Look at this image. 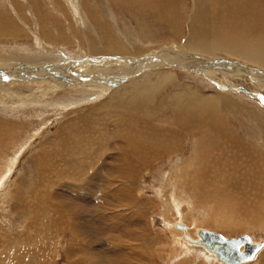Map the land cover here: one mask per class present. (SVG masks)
I'll use <instances>...</instances> for the list:
<instances>
[{"label":"rangeland","instance_id":"374dc122","mask_svg":"<svg viewBox=\"0 0 264 264\" xmlns=\"http://www.w3.org/2000/svg\"><path fill=\"white\" fill-rule=\"evenodd\" d=\"M0 1V19L12 21L14 25L23 27L27 26V23L31 24L30 21L33 23L30 28L25 27L30 29L28 32L32 36L20 41L19 46L15 45L13 40L0 41V90H11L14 91V95L27 96V99L24 100L14 97L12 99L0 92V184L2 185V187L0 186V264H19V262L20 264L22 262L24 264H93L94 260L97 261V259H101L106 264L111 261L119 264L124 258L132 264H180L182 261H190L193 256L199 258L197 255L184 257L181 256L182 253L173 252L171 230L167 229V223H176L177 221L190 226L193 236L196 235V228L201 227L203 230H212L228 238L248 235L256 242H264V155H262L264 154V146L262 145L264 144V101L262 100V92L255 91L252 86H244L246 91L242 93L245 101L259 113L257 114L253 110L248 112L249 120L242 122L243 124L228 120L230 128L238 132V137L247 143V148L252 150L255 147H260V150L250 151L252 152L250 157L252 160L248 158L249 163L247 162L245 166L241 162L242 159L236 155L232 156L230 160L226 158L227 155L223 153L227 150L223 141L218 138H213V140L212 138H205V143L208 140L209 144L205 146L207 150L205 148L202 150L205 152L204 163L198 165L199 163L193 162V169L196 166V169L198 168L202 172H197L198 177L195 182L200 181L198 183L200 187L197 189L195 184H192L194 179L191 180L190 178L192 183L188 184L186 181L188 176L182 177L184 174L182 171L186 172L188 170L186 168L191 165H183L184 163L179 162L172 164L169 163L170 158L165 157L163 159H150L151 162L154 160V164L152 162L143 167L141 163L139 165L136 158L134 159L133 156L124 153L128 150V139L131 136L138 137L136 140L141 139L142 142L148 138V135L144 132L142 124L139 125L142 131L136 130V124H131L133 122L131 117L120 116L118 118L116 116L118 119L121 118L120 122L124 119L120 123L115 116L103 114V112L108 113L105 99L113 90L104 99L71 106V108L66 107L65 102L74 97L71 93L76 94L79 90H83V87L77 84L87 82L91 85L95 81H104L106 77L104 69L106 67H102L103 71L101 72L94 70L91 74L92 77L87 75L86 77L89 79L85 81V78L80 80L68 75L83 74L84 70L77 71L65 68L61 63L48 60H34L35 62L18 60L21 53L18 47H27L34 51V45L38 43L36 39L40 40L41 32L39 27L41 24L39 25L36 20L43 17L41 14L49 16V13L53 14V10L58 9L53 6L55 0ZM107 1L111 3V8L122 21H120L122 26H118L113 22L110 23L109 20L112 27L125 30L134 40H137L138 33L142 38L144 32L147 38L141 40L146 44L147 39H149L146 32L159 28L157 33L152 34H156L152 39L163 41L164 44L173 40V36L168 31L161 32L162 25L154 21L152 14L140 12L141 6L134 5V0L126 2L129 4L126 8L120 5V0ZM204 1L205 3L208 2L207 0ZM95 2L92 5L89 3V7H96L95 4L100 3V1ZM147 4L149 3L147 2ZM87 14L90 17L89 12ZM103 17V21L106 23L108 21L105 18L107 15H103ZM65 22L66 19H64V25ZM68 23L67 21L66 24ZM163 43H160L159 47ZM166 46L163 45L161 48ZM54 48L53 50L60 55L68 53L61 47ZM71 51L75 52L74 48ZM225 61L238 63L233 59H225ZM64 71L69 73L64 74ZM87 74L90 75V73ZM216 75L219 76L217 77L218 81L223 83L221 73L218 72ZM232 76L237 78L238 75H228V77ZM242 76L244 77V75ZM245 78L247 79V77ZM70 81H72L73 86L69 87L67 91L63 92L62 90L56 94L48 90L57 86L60 89L61 83H69ZM234 83H231V86H235L236 83ZM99 106L105 108L104 111L101 112ZM97 108L101 115L98 114ZM11 110L23 111L17 118L10 115ZM253 116L255 117L253 118ZM169 118L167 117V123L164 122L165 119L153 118L155 121L151 125L166 129L171 123V118ZM238 123L244 127L241 128ZM249 128L252 130L251 132H248ZM254 128H258V131ZM122 130L124 134H122ZM119 136H122L123 141ZM100 137L102 138L100 139ZM196 140L195 137L191 138L189 145L193 143L194 147H197ZM125 141L127 142L125 143ZM194 147L185 149L181 161L194 154ZM18 150L19 152H17ZM116 154H119L118 158ZM77 155H79L78 158ZM84 155L88 158H85ZM209 156L211 158L221 157V160L219 161L217 158L216 162L222 163L223 166L226 165L228 170H220L215 174L209 172L208 175H205L204 173L207 171L204 166L213 167L212 165L216 163H210L209 159L211 162L212 160ZM15 158L18 159H16L17 163L13 169L11 163ZM127 160L130 163L132 161V163L127 165ZM135 162L138 164L136 165L137 168H134ZM178 164L180 167H177ZM223 166L221 165V167ZM10 167L13 169L11 170L12 173L7 171ZM125 167H127V171H125ZM131 169L135 171L133 172ZM242 170L246 172V178L242 176L245 175ZM6 172L8 173L5 176ZM204 176L209 178L206 183H204ZM205 184L209 191L204 192ZM133 185L134 187H132ZM259 189L263 192L258 191ZM127 190H130L128 191L130 193L126 194ZM131 192H134L135 195H132ZM4 194L9 195L5 196ZM137 200L138 202H136ZM173 200L177 202V209ZM142 206H144L143 210H140ZM178 209L181 215H178ZM135 211H141L140 218L137 217ZM81 213H84V217L80 215ZM80 217L83 218L82 221H80ZM83 221L88 230L90 229L91 238L96 241L95 245L91 244L89 240L86 241L87 235L84 236L86 239L77 235L80 230L78 227ZM127 226L144 232V235L148 231L157 234L159 244L156 245L155 249L156 252L159 250L163 252L152 254L150 261L139 260L138 253L132 252V249H138L140 245L138 242L134 243L132 239H129L132 237L124 233L123 230ZM181 229L183 228L176 230L180 232ZM117 238H121V240H117ZM74 239L75 241H73ZM120 243L123 247H118L121 246ZM117 249L121 251L120 254ZM254 260L251 264H264V249ZM48 261L49 263H46ZM197 261L199 264H206L200 258Z\"/></svg>","mask_w":264,"mask_h":264},{"label":"bare ground","instance_id":"6f19581e","mask_svg":"<svg viewBox=\"0 0 264 264\" xmlns=\"http://www.w3.org/2000/svg\"><path fill=\"white\" fill-rule=\"evenodd\" d=\"M95 1H100V3L95 4L96 7H89V5H92V3ZM95 1L55 0V4H53V6L58 9L53 10V8L51 7V9L54 11L53 14L49 13V16H47V14H41L43 17L36 20L37 22H39V25L41 24L39 26L41 32L39 35L40 40L36 39V42L38 43L34 45V51L27 47H18V50L21 51L18 60H48L55 63H61L65 68H71L77 71L84 70L83 74L79 73L78 75H70L68 74L69 72L67 73V71H64V74L67 73L70 77H77L80 80H83L85 78V81L89 79L86 77L87 75L89 77H92L91 74L94 72V70L101 72L103 71L102 67H106L104 70L106 72L105 74L107 78L105 77L104 81H95L91 85L87 82L85 84H77L80 87H83V90H79V92L77 93L75 92L76 94L71 93V95H74V97L68 99V102H65L66 107L71 108V106L81 105L89 102L92 103V101L95 102L100 99H104V97H106V95L113 90V92L105 99V101H107L105 105L108 106V113L106 114L103 112V114L105 116H117L118 118L120 116H123L124 118L125 116L131 117L133 121L131 122V124H136V130L138 131H142L141 128H139V125L142 124L144 132L148 135V138L142 140L141 142V139L136 140L138 139V137L136 138L135 136H131L130 139H128V150L126 149L127 151L123 152L127 153V155L129 154L130 156H133L134 159L136 158L139 162V165L141 163L143 167L145 165L148 166L154 161L153 160L151 162L150 159H163L165 157L168 159L170 158L169 163L172 164H177L179 162L182 164L184 163L183 165H191L186 168L188 169L186 172L182 171V173H184L182 177L188 176V180H186L188 184L192 183L190 181V178L191 180L194 179L192 184H195L198 189L200 187V184H198L200 183V181L195 182V179L198 177L197 172H202H200L198 168L196 169V166L193 169V162L199 163L198 165H203L205 160V152H202V150L204 148L206 149L205 146L209 144L208 140L205 143V138L207 137L212 138V140L213 138H218L219 140L223 141L226 147L224 148L227 150V152L224 151L223 153L227 155V157H225L230 160L232 156L236 155V157L242 159L241 162L245 165L248 162V158H250L252 155V152L250 151H258L260 147H255L252 150L247 148V143H245L242 139V141L240 140V138L238 137V132L233 131L230 128V126L228 125V120L232 122L238 121L240 123H244V121L249 120V116L247 115V113L253 110V106L245 101L246 99L244 97V94L242 93L243 91H246L244 86L246 87L247 85H249L252 86L255 91L262 92V100L264 101V0H207V3H205L204 0H134V5L141 6L140 12H148V14H152L154 21L157 24L162 25L161 32L168 31L173 36V40H171V42L168 41V44H164L165 42L163 43V41L160 42L159 40L157 41L155 39H152V37L156 35L152 34L157 33L160 28L148 30L146 32L149 36V39H147V44L142 42L141 40H145V38H147L144 32L142 33V38L138 33L136 36L137 40H134V38H131L129 33H127L125 30H122L119 27L115 28V26L112 27L109 24L110 20V23L113 22L118 26H122L120 23L121 20H119V18L116 16L117 13L115 14L113 8H111L112 5L110 2H108L107 0ZM129 1L130 0H120V5L126 8L127 5H129L126 2ZM147 2L149 4H147ZM87 12H89L92 20L88 16ZM103 15H107V17H105L106 20H108L106 21V23L103 21ZM64 19H66L65 25ZM67 21L69 22L68 24H66ZM29 23L33 24L31 21ZM31 24L27 23V26L24 27L16 26L12 21H4L0 19V41L2 42L13 40L15 41V45L17 44L19 46L20 41L32 36L31 33L28 32L30 31V29L25 28H30ZM143 30L145 31L146 29ZM160 43H163L161 46H167L161 48V46L159 47ZM54 47H61L63 48V50H67L68 53L66 52V54L60 55L55 50H53L55 49ZM73 48L75 52L71 51V49L73 50ZM225 59H233L235 61H238V63H227ZM218 72H220L223 77H221V79H223V83L219 82V79H217V77H219L216 75L218 74ZM87 73H90V75ZM230 74H233L234 76L238 75L239 77H228V75ZM242 75H244V77ZM245 77H247V79ZM233 82L236 83H234L235 86H231V83ZM105 85L107 86L105 87ZM71 86H73L72 81H70L69 83L64 82L63 84L61 83L60 89H58L57 86L48 90L51 93L57 94L62 90L63 92L67 91V89ZM0 92L12 99L13 97L20 100L27 99L26 95H14V91L11 90H0ZM98 108H100L101 112L105 109L101 108V106H99ZM100 110L97 112L101 115V113H99ZM22 111L23 110H11L10 115L18 118V115ZM253 111H255L257 114L259 113V111L255 109ZM167 117L171 118V123L168 128H156L155 126L151 125L155 121L153 118H157V120L165 119L164 122L167 123ZM254 117L255 116H253V118ZM118 120L120 122L121 118ZM261 124L263 125L262 122ZM127 125L129 127V124ZM119 126L123 128V126ZM242 127L244 126H241V128ZM254 129L257 130L258 128ZM251 131L252 130L249 128L248 132ZM121 132H123V130ZM122 134H124V132ZM193 137L197 139V147H194L193 143L189 145V141ZM101 138L102 137H100V139ZM121 140L123 141V139ZM126 142L127 141H125V143ZM262 145L264 146V144ZM240 146L242 148H239ZM192 147H194L193 149L195 150L194 154L190 155V159L184 158L181 161V157L183 158L182 154H184L183 152L186 151L185 149ZM17 152H19V150ZM118 155L116 154L117 158L119 157ZM61 157L64 158V156ZM76 157L78 158L79 155H77ZM85 158L88 157L85 156ZM217 158V156L215 158H211L212 162L209 158L208 159L210 163H214L217 161ZM16 159L18 158H15V160H13V162L11 163L13 169L15 168V165L17 163ZM218 160L220 161L221 157L218 158ZM163 161L166 162L165 160ZM250 162L253 163V161ZM131 163L129 162V160H127V165H130ZM136 165L138 164H136L135 162L134 168H137ZM178 165L179 166L177 167H180V164ZM221 165L223 166L222 163L216 162L212 165L213 167L208 166L207 168L204 166L207 171L204 174L208 175L209 172L215 174L220 170H228L226 169V165L223 167H221ZM125 168V171H127V167ZM249 168L251 167L249 166ZM13 169H11L10 167L9 169H7V171L11 172V170ZM191 169L193 170L191 171ZM131 170L133 171V169ZM8 172H6L5 176ZM244 174L245 175L242 176L246 178V172ZM118 176L121 178L120 175ZM207 179L209 178L205 177L204 183L208 181ZM0 186L2 187L1 184ZM132 187H134V185ZM203 189L204 192L209 191L206 184L204 185ZM128 191L130 190H127L126 194L130 193ZM258 191L263 192L261 189H259ZM6 193L8 192L6 191ZM133 193L132 195H135ZM157 194L159 193L157 192ZM128 196L129 195H127V197ZM136 202H138V200ZM173 202L177 209L178 206L176 200H173ZM143 207L144 206L140 207V210ZM177 211L178 215H181L179 209ZM140 213L141 211H135L137 217L140 215ZM80 215L84 217V213H81ZM79 219L80 221L83 220V218L81 217ZM181 227L183 228L181 229L182 231L178 232V230L176 229H179ZM78 229H80L77 234L78 236H82L83 238H85L84 236L87 235V239L85 238L86 241L89 240L91 244H96V241H93V239L91 238L90 229L88 230V228L84 224V221L80 224ZM167 229L171 230V248H173L174 253H182L181 256L184 257H186V255H191V257L193 255H197L200 259L205 261L206 264H225V261L224 258H222L221 256V258L219 257L214 249L221 246L216 245L211 247L208 243H205L202 239L205 238L202 233L207 232L209 234H218L226 240L239 238H228L212 230H203L201 229V227L196 228V235H194L196 237H194L193 235H191L190 226L181 221H177L176 223L168 222ZM123 231L124 233H126V235H130L132 237L129 239H132L134 243H139L138 245L140 246L138 249H132V252L136 251L138 253L139 260L146 259L150 261V256L152 254L163 252L162 250L156 252L155 247L157 244H159V242H157V234L149 233L148 231L150 235L148 233V235H144V232H139L138 230L130 228L129 226H127V228H124ZM249 239L250 243L253 246L259 248L250 260L244 261L241 264H251L253 261H255L254 259L262 251V249H264V242H256L251 237H249ZM117 240H121V238H117ZM73 241H75V239ZM119 245H121V243ZM118 247H123V245ZM17 248L19 249V247ZM118 250L119 249H117V251ZM68 251L71 252L70 250ZM239 251L241 252V254L244 253V245L240 247ZM118 253L120 254L121 251H118ZM22 254L24 255V253ZM38 257L37 259H39ZM199 258L193 256V259H191L190 261H182L180 264H199V262L197 261ZM46 263H49V261ZM113 263L118 264L117 262L112 261L109 264ZM22 264L24 263L22 262ZM93 264L106 263H103L101 259H97V261L94 260ZM119 264L132 263H129L124 258V260H122V262L120 261Z\"/></svg>","mask_w":264,"mask_h":264},{"label":"water","instance_id":"95a60500","mask_svg":"<svg viewBox=\"0 0 264 264\" xmlns=\"http://www.w3.org/2000/svg\"><path fill=\"white\" fill-rule=\"evenodd\" d=\"M205 238H202L205 243L212 246H221L214 248L216 253L224 258L225 264H241L244 261L250 260L259 247L253 246L247 235L241 236L238 239L226 240L218 234L202 233ZM206 239V240H205ZM244 245L245 251L243 254L239 251ZM220 257V258H221Z\"/></svg>","mask_w":264,"mask_h":264}]
</instances>
